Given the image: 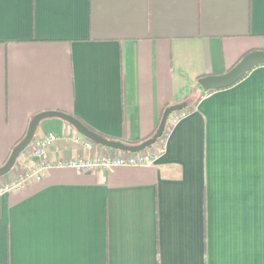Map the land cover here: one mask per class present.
<instances>
[{
	"label": "crops",
	"instance_id": "obj_1",
	"mask_svg": "<svg viewBox=\"0 0 264 264\" xmlns=\"http://www.w3.org/2000/svg\"><path fill=\"white\" fill-rule=\"evenodd\" d=\"M253 52L264 0H0V167L39 113L136 145L200 97L152 166L54 169L1 197L0 264H264V65L198 85Z\"/></svg>",
	"mask_w": 264,
	"mask_h": 264
},
{
	"label": "built area",
	"instance_id": "obj_2",
	"mask_svg": "<svg viewBox=\"0 0 264 264\" xmlns=\"http://www.w3.org/2000/svg\"><path fill=\"white\" fill-rule=\"evenodd\" d=\"M183 113H173L168 118L169 130L167 139L172 128L182 119ZM60 139L53 134L44 137L34 136L29 147L23 152L28 165L15 177L0 185V198L4 195L23 189L31 182H40L44 176L54 169H73L80 173L95 172L99 170L111 171L118 167H148L152 166L162 155L164 146L156 145L150 150L139 153H121L115 151H104L99 153L91 142L87 141L78 133L66 134L61 137L64 145L58 146ZM71 146H77L81 151L72 155ZM50 152L58 156L56 159L50 157ZM84 155V156H83Z\"/></svg>",
	"mask_w": 264,
	"mask_h": 264
},
{
	"label": "water",
	"instance_id": "obj_3",
	"mask_svg": "<svg viewBox=\"0 0 264 264\" xmlns=\"http://www.w3.org/2000/svg\"><path fill=\"white\" fill-rule=\"evenodd\" d=\"M261 65H264V52L249 53L225 74L219 76L204 77L198 80V85L202 88L204 92L225 89L236 84L253 68ZM185 107H186V103H181L165 109L164 112L162 113L159 126L156 129L154 135L138 145H126L117 141H110L103 137H100L99 135H96L94 132L88 130L83 124H81L74 117L62 112L47 111V112L39 113L30 120L24 137L12 149L4 165L0 167V178L9 174L11 169L14 167L18 157L29 147L30 143L32 142L35 136L39 124L44 120L52 119V118L59 119L65 122L70 127H72L78 134L84 137L87 141L93 143L96 146L117 152L134 154L148 150L149 148L154 146L157 143L158 139L161 138V136L163 135L166 122L169 116L172 115L173 113L182 111L183 109H185Z\"/></svg>",
	"mask_w": 264,
	"mask_h": 264
},
{
	"label": "trees",
	"instance_id": "obj_4",
	"mask_svg": "<svg viewBox=\"0 0 264 264\" xmlns=\"http://www.w3.org/2000/svg\"><path fill=\"white\" fill-rule=\"evenodd\" d=\"M200 100V97L199 98H196V99H194L193 101L191 100H188V97H186L185 99H183L181 102H180V104L181 103H186L187 104V106L185 107V109H183L182 111H180V112H176V113H182V112H184V111H192L193 110V108L195 107V105L197 104V102ZM165 108H167V106L165 107ZM164 108V109H165ZM163 109V110H164ZM163 110H162V113H163ZM162 113H161V116H162ZM161 116H160V119H161ZM76 119V118H75ZM160 119L158 120V122H157V125H156V127H155V129H154V132L152 133V135H150L148 138H146V139H143V140H140V141H137L136 142V145H138V144H140V143H142V142H144L145 140H147V139H149V138H151L153 135H154V133H155V131H156V129L158 128V126H159V123H160ZM76 120H78V119H76ZM79 121V120H78ZM80 122V121H79ZM81 123V122H80ZM167 123H168V120H167ZM166 123V126H165V129H164V132H163V135L161 136V138H159L158 139V141H157V143H156V145H162V146H164V143H165V141H166V138H165V135H166V133H167V131L169 130V126H168V124ZM81 124H83V123H81ZM84 125V124H83ZM85 126V125H84ZM70 127V126H69ZM88 130H90V131H92V132H94L93 130H91L90 128H88L87 126H85ZM72 128V127H71ZM95 133V132H94ZM96 135H98L97 133H95ZM100 136V135H99ZM24 137V136H23ZM22 137V138H23ZM100 137H102V136H100ZM104 138V137H103ZM106 139V138H105ZM22 139H20V141H21ZM107 140H110V139H107ZM20 141H18L17 143H16V145L20 142ZM110 141H112V140H110ZM93 144V143H92ZM15 145V146H16ZM94 145V144H93ZM14 146V147H15ZM96 146V145H95ZM13 147V148H14ZM12 148V149H13ZM150 150V149H149ZM23 154V153H22ZM21 154V155H22Z\"/></svg>",
	"mask_w": 264,
	"mask_h": 264
},
{
	"label": "rangeland",
	"instance_id": "obj_5",
	"mask_svg": "<svg viewBox=\"0 0 264 264\" xmlns=\"http://www.w3.org/2000/svg\"><path fill=\"white\" fill-rule=\"evenodd\" d=\"M166 123H167V122H166ZM71 129H72L75 133H77L73 128H71ZM35 135H36V134H35ZM154 146H156V144H155ZM154 146H152L151 148H153ZM96 148H97V149H100L101 147L96 146ZM151 148H149V149H151ZM101 149H102V150H106V151H113V150H108V149H104V148H101ZM115 152H117V151H115ZM121 153H122V152H121ZM20 156H21V155H20ZM20 156L18 157V159H17V161H16L14 167L11 169V171L9 172V174L15 170V168H16V166H17V164H18V161L20 160V159H19ZM4 177H5V176H4Z\"/></svg>",
	"mask_w": 264,
	"mask_h": 264
}]
</instances>
